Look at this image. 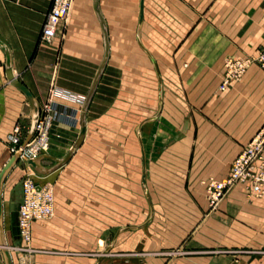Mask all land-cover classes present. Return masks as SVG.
<instances>
[{
  "label": "crops",
  "instance_id": "obj_1",
  "mask_svg": "<svg viewBox=\"0 0 264 264\" xmlns=\"http://www.w3.org/2000/svg\"><path fill=\"white\" fill-rule=\"evenodd\" d=\"M49 3L0 0L11 73L37 116L50 85L90 96L83 112L54 99L77 108V122L52 121L41 169L19 158L3 179L8 208L26 168L53 194V215L31 222L28 250L9 247L17 235L3 230L11 264H264V198L238 183L209 208L202 184L223 178L264 125L263 71L251 65L218 90L223 59L264 44V0H73L44 43ZM30 123L0 47V168L11 127L24 141Z\"/></svg>",
  "mask_w": 264,
  "mask_h": 264
},
{
  "label": "built area",
  "instance_id": "obj_2",
  "mask_svg": "<svg viewBox=\"0 0 264 264\" xmlns=\"http://www.w3.org/2000/svg\"><path fill=\"white\" fill-rule=\"evenodd\" d=\"M73 0H50L38 33L40 42L48 43L57 29L64 24ZM254 59V58H252ZM258 61L264 62V48ZM250 62L230 61L224 63L226 76L241 73L244 65ZM227 82L224 79L221 88ZM54 99H62L80 108L84 97L57 86L50 85L47 97L36 118L31 137L22 141L21 127L15 124L7 134L8 151L20 152V159H33L48 147V129L52 121L76 123V109H63ZM244 184L249 196L264 198V125H262L230 163L228 173L221 179H209L205 185V198L209 208H214L223 195L235 184ZM21 199L16 209V229L20 245L17 249L26 251L30 240L31 222L49 219L53 215V194L50 187L39 183L38 176L26 168L20 182ZM26 248V249H25Z\"/></svg>",
  "mask_w": 264,
  "mask_h": 264
},
{
  "label": "water",
  "instance_id": "obj_3",
  "mask_svg": "<svg viewBox=\"0 0 264 264\" xmlns=\"http://www.w3.org/2000/svg\"><path fill=\"white\" fill-rule=\"evenodd\" d=\"M0 47L3 50L4 54H5V74H6V78L10 81V83L12 85H14L24 95L27 103L29 104V106L31 108V123H30V127H29V130L27 132L26 139H25L27 141L31 137V135L33 133L34 124H35V121H36V118H37V107L34 104L32 96L29 93V91L27 90V88L22 83L17 81L15 79V77H13V75L11 73V70L9 68V60H8L7 50H6L5 46L1 42H0ZM102 64H103V62L101 63V65L99 67V70L96 73V76H95V78L93 80L91 89L93 88V86L95 85V83H96V81L98 79L100 70L102 68ZM89 96H90V93L88 94V96L84 100L81 112H83L85 110L87 102L89 100ZM84 130H85V127H84L83 123H81V125L79 127V133H78L77 140L75 141V143H74V145L72 146L71 149L75 148L80 143V141H81V139L83 137V134H84ZM19 154H20L19 151L13 153L0 168V250H1V253L3 255L4 264H11V259H10V255H9L8 249L6 248L4 240H3V228H2V214H3V210H2L1 186H2V182H3V179H4L5 175H6V173L8 172V170L14 164L18 163V165L20 167H22V163H21V161H19ZM69 155H70V152H68L61 160L58 161V163H57L58 165L57 166H60L61 164H63L68 159ZM24 163L29 165V166H31L32 168H34L36 170L41 169L39 167V165L37 164V157L33 158V159H24ZM9 209H10V218L9 219H10V225H11L10 231H11V233L13 235H17V229H16V224H15L17 204H13L12 203L10 205Z\"/></svg>",
  "mask_w": 264,
  "mask_h": 264
},
{
  "label": "rangeland",
  "instance_id": "obj_4",
  "mask_svg": "<svg viewBox=\"0 0 264 264\" xmlns=\"http://www.w3.org/2000/svg\"><path fill=\"white\" fill-rule=\"evenodd\" d=\"M263 48H264V44L259 46V47H257V49H255V51L253 53L245 54V55H242V56L224 58L223 61H222L223 74H222V77H221V81H220V83L218 85V90L219 91H223L225 89V87L229 84V82L238 81L242 77V75L244 74L245 70L251 65H255L258 69H260L261 71L264 72V62L258 61L256 59V58H258L259 53H261V51H263ZM252 58H254V59H252ZM246 59H249L250 62H248L247 64L244 65V68L241 71V73H239L238 75H235V76H233V75L228 76V77L226 76V67L224 66V63L227 60H230V61L234 62V61H245ZM225 78H227V82L223 85V88H221L222 83H223ZM23 175H24V173H23ZM23 175H22V177H23ZM37 176H40V175H37ZM22 177L17 181V184L15 185V189H16L15 193H17V190H18L17 188H20V182H21ZM209 179H215V178L209 177L204 182H202V184L204 185V191H205V185H206V183H207V181ZM44 184L48 185L50 187L51 191H52V188H51V186L49 184H47V183H44ZM246 192H247V190H246ZM247 196H249L248 193H247ZM249 197H254V196H249ZM18 199H19L18 196L15 194V197H13V200L11 202L13 204H16L19 201ZM7 202L8 201L6 199H3V201H2L3 209H4V211H3L4 215L2 216V227H3V230H4L6 235L10 234L9 233L10 212H9V208H8ZM12 239L13 240L11 241V245H9V247H11L12 249L17 248L20 245V241H19L18 237L17 238L13 237ZM29 243H30V240H29ZM29 243L27 244L26 248H29V246H30ZM172 252H174V251H172ZM169 254H172V253H169Z\"/></svg>",
  "mask_w": 264,
  "mask_h": 264
}]
</instances>
